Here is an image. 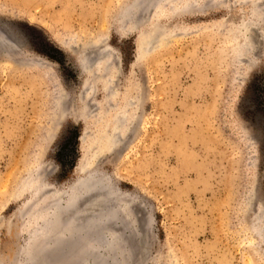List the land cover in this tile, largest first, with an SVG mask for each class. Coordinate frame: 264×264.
Returning a JSON list of instances; mask_svg holds the SVG:
<instances>
[{"label": "rangeland", "instance_id": "rangeland-1", "mask_svg": "<svg viewBox=\"0 0 264 264\" xmlns=\"http://www.w3.org/2000/svg\"><path fill=\"white\" fill-rule=\"evenodd\" d=\"M194 1L0 0V30L24 39L12 51L21 65L0 60V264H33L49 202L66 205L91 172L116 196L118 235L145 242L141 264H264V0H199L192 11ZM123 26L135 29L122 36ZM88 37L114 48L116 109L140 100L132 135L116 145L127 123L85 111L92 91L106 102L97 63L59 43Z\"/></svg>", "mask_w": 264, "mask_h": 264}, {"label": "bare ground", "instance_id": "bare-ground-1", "mask_svg": "<svg viewBox=\"0 0 264 264\" xmlns=\"http://www.w3.org/2000/svg\"><path fill=\"white\" fill-rule=\"evenodd\" d=\"M198 1L199 0L194 1L193 4L195 5V9H192V11L200 10V9H196L199 5V4L197 5ZM188 7H190V6H188ZM187 9L188 8L186 7V10ZM192 13H195V12H192ZM130 18H131V16H130ZM249 26H251L250 23H248V24L245 23L244 28H242L243 32H249V33H247V36H244L245 35V33H244V35H242V38H241L242 44L244 45V43H245V45H247L248 49L250 48L249 47L250 43H253L251 41L252 40L254 41V39H252V36L250 37L248 35V34H251L250 32L252 31V28L250 29ZM134 29H135L134 26H123L121 29H118V33L123 36V35L130 34L131 32H133ZM252 32H255V31H252ZM5 33H6V31H5ZM6 35L7 34H4V32H2V30H0V60L6 59V60H9L10 62H12L13 64H15L16 66L17 65L19 66L23 63V61L20 58H18L17 56H16L17 58H15V56L12 55V51L13 50H15V51L19 50V48H21V44L16 39H15L16 41L9 40L8 38H6L8 35L7 36ZM107 38L108 37H104L103 39H93L91 37H88L86 40L82 39L80 41V43H77V40L68 41L65 38L66 40L60 39L59 43L61 44L62 47L66 48L68 50H72L73 52H76L77 53L76 56L78 57V60H80V62H82V61L85 63L87 62L86 66L90 67L91 63H93V62L97 63V65H98L97 70L99 73V74L97 73L99 75L98 83L101 85V87L103 89L104 99L106 102H104V103L100 102L99 99L97 98V94L94 91H92L91 95H89L87 97V100L85 103V108H86L85 111L88 115L87 110H90L91 106L94 105V106H98V107H103V109L106 110V114H107L106 116H103L106 121L109 120L112 124L119 123V122H120V124L121 123L122 124L127 123L126 125L128 127L126 129V133H125V131H123L121 134L120 133L118 134L117 132H116V134L115 133L113 134V136H115L113 139H115V140H113V139L112 140H113L114 145H116L117 144V142H116L117 136H119V137L121 136L122 138H124V137L127 138L128 136L130 137V135H132V128H133V126H135L138 118H140V117L137 118V112L139 110L138 108L140 107V104H139L140 100L138 98H131L130 96H127L124 100V106L116 109V107H117L116 103H118V101H117L118 98L116 95L117 91L115 93L113 91H114V88L117 87L118 79L116 77L110 76V74H111V70H112L111 67L112 68L114 67L113 64L117 65V61L115 60L117 58L115 56L114 48L106 44ZM259 38H260V36H259ZM147 40H149V39H147ZM243 40H244V42H243ZM148 45H149V41L146 42L145 50H147L149 48L151 43L149 46ZM252 46L253 45H251V47ZM77 47H79V48H77ZM256 47H258V46H256ZM35 59H37V58L35 57ZM245 59H246V57H245ZM249 59H250V57H249ZM249 59H247V60H249ZM93 64L91 67H93ZM84 67H85V65H84ZM91 69L93 71V68H91ZM112 72H114V71L112 70ZM113 76H114V74H113ZM91 83H93V82H91ZM91 86H92V84H91ZM94 89H96V88H93V90ZM58 95H60L59 98L61 99V93ZM60 99H59V101L61 103L62 99L61 100ZM59 101L57 103H59ZM66 101L67 100H65V104L68 103V102L66 103ZM60 103H59V105H62V103L61 104ZM66 106H69V105H66ZM62 107H63V105H62ZM58 108L57 109L60 110L61 106H59ZM61 110L63 111V109H61ZM66 113L67 112H65V110H64L63 116H65ZM72 116H75L77 119L78 118L79 119L84 118V116H80V114H77L76 112L73 113ZM116 126H117V124H116ZM118 127H119V125H118ZM107 132H109V131H107ZM76 183H77V188L75 190L73 189L74 191L72 190L71 197H70V199L68 198L69 202L66 205L60 206V205H55L54 202H49L50 207L48 206V208L50 210L51 216L53 215V217L50 218V221L48 223V227L46 226L47 229L50 228V229H48L49 234L46 237V240L41 242L42 244L34 245L35 252L41 251V250H42V252H40L41 254L38 253V255L34 257V259L32 260L33 264H40V261H42L43 259H49L51 264H60L59 262L62 261L63 259L64 260L67 259V261H65L66 262L65 264H86L89 259H91V261L94 260L95 264H107L108 260H110V259L115 260L118 264H138V263L141 264V263H143L144 259L146 258V257H144V255H142L145 253L143 251L145 242L144 241H141V242L138 241L137 244H134L131 242L128 245V242L131 241L130 239H132L131 234L124 235V236L118 235L120 232V228L117 227L116 224L113 225L114 220H112V218H114V217H112L113 216L112 214H114V211H116V210H115V206L110 205L108 203V201L110 200V198H111V200L113 199L115 201L116 196L114 195V193H112V191L110 193L106 189L107 187H105V188H102V190L104 189L105 192L103 191L104 193L100 194L99 192H100L101 188H99V187H101L100 185H102V184H100L99 179L95 178V174L93 175V172H91L88 175V177L79 179V182H76ZM109 188L110 187H108V189ZM48 190H49V188H48ZM113 192H116V191H113ZM88 193H93V196L87 201V199L89 198V195H91ZM79 194H83V196L85 197L84 198L83 196H81V197H83L82 200L85 199L84 202L82 201L83 204H80L81 206H79V205L77 206V204H78L77 200H78V198H80V196L77 197V195H79ZM97 194H100L104 200L107 201L108 198H109V200L107 202L104 200H100L97 197ZM61 197H62V195H60V198ZM97 198L100 201H102L103 203L106 202L104 204L105 205L107 204V206L105 208H103L102 210H100L99 213H96V215H95L94 213L92 214L91 212L94 210L93 206L97 205L96 203L100 202V201L97 202V200H98ZM51 199H53V198H51ZM55 200L58 201L59 200L58 197L55 198ZM126 200H124V201L126 202ZM57 203H59V202H57ZM127 204H128V202H127ZM44 209H45V206H44ZM81 212L82 213L87 212V213L82 215ZM108 216H110L112 218H110ZM108 218H110L111 220L107 221ZM77 221H78V224L75 225V222H77ZM125 223H127V222H125ZM40 227H37V229H36L38 231V234L42 231V229L43 230L45 229V227L44 228H40ZM47 229H46V231H47ZM56 229L59 230L60 235L51 234V232L55 231ZM66 234H72L74 237L71 236L73 238H71V237L67 238V241L64 242V244L60 243V241L66 240V239L63 240V238H64L63 236ZM109 235H113V237H110ZM36 238H38V237H36ZM121 241L127 242V245H128V247L126 248L127 251H124L125 254L123 257H114L113 254L118 256L117 255L118 254V248H121L120 247V245L122 244ZM59 244L61 245V248H63L62 246H64V248H65L64 251L60 252V250H58V249H57V251L54 249H53V251H49L50 248H52V247L56 248ZM82 247L84 248L83 251L80 250ZM103 248L109 250V252L108 251L103 252L102 251ZM132 251H137L138 253H140L137 255V257L135 256V260H134V258L131 259V257H130V256H132V254H130V252H132ZM145 256H146V254H145ZM28 263H31V261H29ZM63 263H64V261H63Z\"/></svg>", "mask_w": 264, "mask_h": 264}, {"label": "water", "instance_id": "water-1", "mask_svg": "<svg viewBox=\"0 0 264 264\" xmlns=\"http://www.w3.org/2000/svg\"><path fill=\"white\" fill-rule=\"evenodd\" d=\"M6 38H8L9 40H14V41L18 40L20 42L21 46L24 45V39H22L19 35L14 34V36H7Z\"/></svg>", "mask_w": 264, "mask_h": 264}]
</instances>
